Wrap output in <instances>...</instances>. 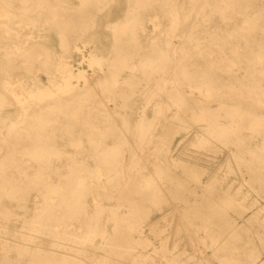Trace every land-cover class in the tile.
I'll list each match as a JSON object with an SVG mask.
<instances>
[{
	"label": "bare ground",
	"instance_id": "1",
	"mask_svg": "<svg viewBox=\"0 0 264 264\" xmlns=\"http://www.w3.org/2000/svg\"><path fill=\"white\" fill-rule=\"evenodd\" d=\"M188 2L183 13L178 0H0V29L14 43H0V264H264V218L224 189L237 169L264 190V13L252 0ZM153 4L165 39L145 49ZM214 15L230 28L211 35ZM21 22L35 29L27 52L11 31ZM76 52L97 67L91 74L65 59ZM35 60L46 77L29 86L15 70L33 73ZM188 122L198 127L197 156L171 158L172 133ZM219 147L222 177L204 183L198 152ZM4 199L16 202L23 230L8 232ZM168 210L177 215L171 238L158 223Z\"/></svg>",
	"mask_w": 264,
	"mask_h": 264
},
{
	"label": "rangeland",
	"instance_id": "2",
	"mask_svg": "<svg viewBox=\"0 0 264 264\" xmlns=\"http://www.w3.org/2000/svg\"><path fill=\"white\" fill-rule=\"evenodd\" d=\"M16 2V5L18 6L17 0H14ZM118 3H122L121 5L124 6V3L126 2V0H116ZM180 1L181 6L183 7V13L188 12L189 11V2L188 0H178ZM254 3V5L261 8V12L264 13V0H252ZM18 10V8H17ZM91 10L92 13H94L97 16H100L104 11H98L96 13V10ZM254 10V9H253ZM159 11L158 6L156 4H153L152 6L149 7V9L145 10L143 15H146V18L144 20V30L140 32V37H141V43L144 46L145 49L148 48L149 45V41L152 37H156L159 42H163L165 39L164 33L161 29H163V25H159L157 27H154L152 24V19H154V16L152 13ZM16 13L18 11H15ZM88 12V10H87ZM251 13V12H249ZM149 16V17H147ZM192 18L189 19L188 23L193 20V15L191 16ZM41 22H44L43 19L41 20ZM192 22V21H191ZM233 23H240L241 22V18L240 17H235L234 21H232ZM211 24L208 25L207 29L209 32H211L210 34H213V31L216 28H226L229 29L230 26L226 25L224 22H222L220 19L217 18L216 15H214L212 17V20L210 22ZM264 23V22H263ZM12 27V32H17L18 31V35L19 37L14 38L16 41V44L19 47L25 48L26 52L29 51V49L31 48L30 43L24 42L25 39H32V36L34 35V30L33 28L30 27V25H25L23 22H21L22 27H18L19 24L17 23H11L10 24ZM3 25H0V27H2ZM50 34H55L56 29H49L48 30ZM74 33V32H73ZM5 33L0 29V43H4L7 42L8 46H14V43L10 42L11 39L10 37H4ZM13 35V34H11ZM74 35V34H72ZM100 38L103 41V43L106 42H110L111 37H110V33L108 31V29H104L103 32L100 34ZM171 40L173 41L174 45H177L179 43L180 38L179 37H172ZM12 48H9V50ZM13 50V49H12ZM7 55H5L6 57ZM12 56V55H11ZM0 57H4V55H0ZM15 59H19L17 56ZM66 60H69L72 62V64L74 65V68H80L83 70L84 73L86 74H91L92 70H94V68H97L95 66H88L87 65V61H80V55L79 53H73L70 54L69 57L65 58ZM16 60V61H17ZM34 72L33 73H24V69H17L15 70V73H20L23 74V78H21V80H24V82L26 83V85H32V82H40V83H44L45 80V73L44 70L38 67V62L35 60L34 61ZM17 71V72H16ZM239 74V73H238ZM18 75V74H17ZM35 75H37V77H34ZM14 79H16V77L14 76ZM262 82L264 83V78H262ZM140 99L141 96L140 95H135L131 102V111L133 114H131V116H134V112H135V107H137L138 105H140ZM105 102V101H104ZM107 104L112 103L111 101L106 102ZM258 112L263 113L264 114V108L261 107H257L256 108ZM14 107L11 106H7L5 109V112H7V114L12 117V118H16V115L13 112ZM97 117H99V114H96ZM75 128V131H78L80 129V125L79 122H75L73 123ZM196 129H198L197 125L193 124V123H185V125L176 128L175 132L172 133L173 137L170 143V147H169V152H168V156H170L171 158H176V157H182V158H188L190 156H197V152H196V148L193 144H191L193 136L195 135V131ZM3 132L6 131L5 127L2 128ZM61 147L64 148L66 151L72 152L73 150L68 146L65 145V143H63V140L58 139ZM258 138H251L250 143L252 145H254L255 143L257 144ZM215 142H212L211 145H215ZM3 149H0V154L3 153ZM151 151V150H149ZM196 154V155H194ZM226 150L223 147H219L216 149L215 152H212L211 150H204L202 152H198L199 155V159L202 157L201 161L204 165V170L205 172L202 173L201 178L203 179V182H207V179H211L214 177H222L223 171L221 172L220 168L222 166V164L224 163V159L226 157ZM79 153H73V156H77L79 157ZM201 160V159H200ZM64 161L65 159H62L60 162L57 163L58 166H60L61 168H63L64 166ZM178 170V168H176ZM261 173H264L261 172ZM260 173V174H261ZM182 174V173H181ZM53 175V179L56 178L55 174ZM264 175V174H263ZM242 176H244L245 178H242ZM261 176V175H260ZM253 177L251 176L250 172H247L245 170L239 171V170H234L232 172H227V183L224 186V189H229L232 192H240L243 195L246 196V213L247 215H252V214H259L260 216V220L264 218V190L262 188H259V186L255 183H253ZM249 184L253 185L254 187H251ZM193 187V186H192ZM39 200V197L35 194L34 191L31 192V195L29 197V201L27 202V212L26 214H31L32 211L35 209L36 205H38V203H36ZM2 209H6L7 211H13L12 216H9L8 218H6L5 222L7 224V230L9 233H11L12 228H18L19 231L23 230L21 227H19L20 225V209L18 208L16 202H14L13 200H9V199H4L1 203ZM1 209V207H0ZM174 209V208H173ZM169 211V210H168ZM166 213V220H168V222L164 221L165 219H161L159 218L158 223L160 224H165L162 228L167 230V234L165 236L171 238V235H174V229L173 226L175 225V223L177 222V215L175 214V210H173V214L170 213V211ZM4 219L0 217V221H3ZM107 226H110V222H106ZM259 230L260 233H264V228L259 226ZM8 236H11L10 234H7ZM164 238V239H165ZM37 239V238H35ZM189 248V246L187 247ZM9 256L13 257L14 253L10 252ZM3 258V253L2 250L0 249V260ZM12 260V259H11ZM91 264H94L92 261L90 262Z\"/></svg>",
	"mask_w": 264,
	"mask_h": 264
}]
</instances>
